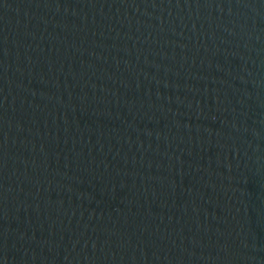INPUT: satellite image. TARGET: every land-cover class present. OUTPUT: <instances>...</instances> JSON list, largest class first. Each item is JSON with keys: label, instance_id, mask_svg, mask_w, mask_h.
Wrapping results in <instances>:
<instances>
[{"label": "water", "instance_id": "95a60500", "mask_svg": "<svg viewBox=\"0 0 264 264\" xmlns=\"http://www.w3.org/2000/svg\"><path fill=\"white\" fill-rule=\"evenodd\" d=\"M0 264H264V0H0Z\"/></svg>", "mask_w": 264, "mask_h": 264}]
</instances>
